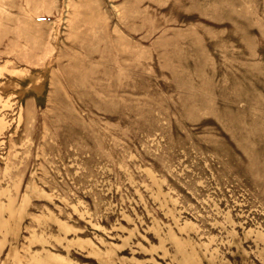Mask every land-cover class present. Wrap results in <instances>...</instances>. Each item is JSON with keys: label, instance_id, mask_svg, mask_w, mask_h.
Masks as SVG:
<instances>
[{"label": "rangeland", "instance_id": "374dc122", "mask_svg": "<svg viewBox=\"0 0 264 264\" xmlns=\"http://www.w3.org/2000/svg\"><path fill=\"white\" fill-rule=\"evenodd\" d=\"M0 264H264V0H0Z\"/></svg>", "mask_w": 264, "mask_h": 264}, {"label": "bare ground", "instance_id": "6f19581e", "mask_svg": "<svg viewBox=\"0 0 264 264\" xmlns=\"http://www.w3.org/2000/svg\"><path fill=\"white\" fill-rule=\"evenodd\" d=\"M252 162H254V161H252ZM262 168V167H261Z\"/></svg>", "mask_w": 264, "mask_h": 264}]
</instances>
